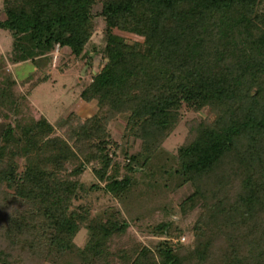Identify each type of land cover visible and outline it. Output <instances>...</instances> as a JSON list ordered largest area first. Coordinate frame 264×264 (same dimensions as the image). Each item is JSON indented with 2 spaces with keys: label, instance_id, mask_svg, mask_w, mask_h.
Returning <instances> with one entry per match:
<instances>
[{
  "label": "trees",
  "instance_id": "trees-1",
  "mask_svg": "<svg viewBox=\"0 0 264 264\" xmlns=\"http://www.w3.org/2000/svg\"><path fill=\"white\" fill-rule=\"evenodd\" d=\"M3 13L0 264H264V0H3ZM97 18L105 63L80 97L98 111L56 124L36 116L31 91L49 80L38 74L57 47L87 56ZM24 61L36 70L17 93L9 63ZM182 108L210 116L187 123L174 154L164 143ZM119 117L121 138L140 142L125 163L109 129ZM185 186L177 204L166 198ZM100 191L121 207L96 211L87 198ZM158 208L166 219L147 232L159 239L144 243L131 224ZM194 211L181 242L171 216Z\"/></svg>",
  "mask_w": 264,
  "mask_h": 264
},
{
  "label": "rangeland",
  "instance_id": "rangeland-1",
  "mask_svg": "<svg viewBox=\"0 0 264 264\" xmlns=\"http://www.w3.org/2000/svg\"><path fill=\"white\" fill-rule=\"evenodd\" d=\"M0 17L5 18L3 13V0H0ZM104 20L103 18L96 19V32L89 44L87 50L88 54L85 57L76 58L71 56L67 50H63L59 47L53 53V60L45 73L38 74L40 78L44 75H49V80L42 82L36 87H33L31 96L29 97L36 116L44 114L48 119L56 124L61 119L67 117L72 112L77 113L83 120L88 119L93 116L98 111L97 101L85 102L81 97L80 93L82 88L91 80L93 74L97 73L105 63L102 58L100 51L104 47ZM137 37L130 35L129 40L134 41ZM12 47V38L10 34L0 29V56L9 55ZM8 59V58H7ZM9 69L12 71L14 77L18 80V84L14 87L17 93H24L30 88V84L22 85V82L30 74L34 73L36 68L30 61H24L17 64L9 63ZM184 115V120L176 131L167 139L164 143L165 148L176 154L178 148L186 141L189 129L187 123L193 119H200L210 116L208 108L200 112L191 111L187 108H182ZM125 127V120L122 117L114 120L110 126V132L115 140L119 141L121 148L116 153V160L121 163L128 162L126 157V151L129 153H134L139 149V143L137 141H131L130 144L122 139V134ZM124 174V173H123ZM83 182L89 186L96 181V178L88 167L87 171L82 176ZM169 194L167 199L177 204L180 199L185 196L189 191L188 187L178 189L177 191H171L169 189ZM95 201V209L99 211L100 209H105L108 206L121 207L119 201L114 198L109 193L103 191L91 193L88 196L89 199ZM138 207V205H137ZM177 208V206L175 207ZM165 212L161 208H158L154 215L148 214V216L141 221L139 224L133 222L130 227V231L134 233L138 238L144 243L150 244L151 241H156L153 235L147 232V225L152 223H157L166 219L164 215ZM125 216L127 213L124 211ZM176 224L185 226L186 234L182 236L181 242H187L190 238L189 232L192 224L197 219V211L190 213L186 217H181L177 213L173 216ZM185 238V240H183ZM88 239L87 230H83L77 237V243L79 245H84ZM178 241L179 239H175ZM49 264V263H47Z\"/></svg>",
  "mask_w": 264,
  "mask_h": 264
},
{
  "label": "built area",
  "instance_id": "built-area-1",
  "mask_svg": "<svg viewBox=\"0 0 264 264\" xmlns=\"http://www.w3.org/2000/svg\"><path fill=\"white\" fill-rule=\"evenodd\" d=\"M183 240H185V238H183Z\"/></svg>",
  "mask_w": 264,
  "mask_h": 264
}]
</instances>
